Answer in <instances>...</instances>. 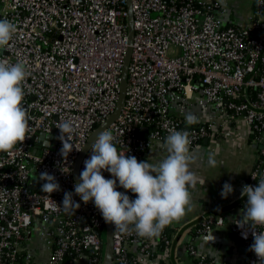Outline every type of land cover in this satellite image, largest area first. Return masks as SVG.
Returning a JSON list of instances; mask_svg holds the SVG:
<instances>
[{"label":"built area","instance_id":"1","mask_svg":"<svg viewBox=\"0 0 264 264\" xmlns=\"http://www.w3.org/2000/svg\"><path fill=\"white\" fill-rule=\"evenodd\" d=\"M223 2L132 0L135 34L126 100L105 130L119 141L118 149L139 158L156 142L165 143L170 130H187L196 147L217 125L243 123L260 146L247 181L256 186L264 178V3L255 0L248 24L236 26L221 17ZM4 17L16 22L18 31L0 59L23 62L31 72L25 107L33 131L13 151L0 152V264H35L28 243L36 223L51 249L49 264H73L85 257L89 264H104L107 229L98 208L74 195L80 204L74 214L62 202L65 192L74 193L81 150L119 100L129 46L127 0H0ZM193 106L211 110V116L187 125L184 116ZM61 119L78 127L67 159L60 153L62 141L52 146L45 136L60 131ZM89 156L90 149L80 173ZM45 171L56 177L60 191H42L46 181L40 173ZM103 175L113 178L107 171ZM117 190L135 199L130 190ZM245 203L246 197L242 209ZM213 211H204L185 230L205 234L228 225L247 249L244 264H259L249 250L251 232L239 228L233 222L237 218L228 221L223 212ZM112 226V264H141L163 248L170 251L175 241L166 228L149 239ZM188 252L196 264H216L193 244Z\"/></svg>","mask_w":264,"mask_h":264},{"label":"clouds","instance_id":"2","mask_svg":"<svg viewBox=\"0 0 264 264\" xmlns=\"http://www.w3.org/2000/svg\"><path fill=\"white\" fill-rule=\"evenodd\" d=\"M259 2L264 3V0ZM17 31L16 22L7 17L0 18V50L7 48ZM30 75L25 63L0 59V152H11L17 144H23L32 136V116L25 107V98L30 94V90L26 91ZM185 120L191 125L198 118L188 113ZM56 127L63 143L60 153L67 159L73 151L71 139L78 134V127L70 119L59 120ZM117 143L119 141L111 131L98 132L91 142L85 167L74 184V193H64L62 206L65 211L75 214L80 207L73 198L77 195L85 204L94 202L104 220L114 225L115 231L122 234L135 232L149 239L159 237L167 226L180 222L192 210L190 190L200 182V177L191 170L195 156L190 133L170 130L165 141L168 155L158 163L126 155L118 149ZM207 160L209 166H217L214 153L208 152ZM104 171L111 173L113 178H105ZM252 177L257 179L256 175ZM40 179L46 181L42 185L43 192L50 195L61 190L53 174L41 172ZM258 181L256 186L243 185L241 197H246V203L239 218L233 222L251 232L254 242L249 250L256 254L259 264H264V178ZM118 186L130 190L135 199L127 191H118ZM233 191V185L225 182L221 196L226 199ZM243 235L246 239L247 231Z\"/></svg>","mask_w":264,"mask_h":264},{"label":"crops","instance_id":"3","mask_svg":"<svg viewBox=\"0 0 264 264\" xmlns=\"http://www.w3.org/2000/svg\"><path fill=\"white\" fill-rule=\"evenodd\" d=\"M254 1L224 0L223 7L226 8V12L222 13L221 17L225 24L246 26L252 16ZM2 53L3 50H0V55ZM188 113L194 114L198 120L211 116V110L199 106H193L186 112ZM205 140L196 147L191 146L195 156L191 170L200 177V182L190 190L192 210L180 222H174L168 226L174 230L175 241L172 249L169 251L163 248L155 257L141 264H196L195 258L188 252L189 244H193L198 251L214 260L216 264H244L247 249L240 239L231 234L228 225L216 226L212 231L197 236H193L185 228L204 211L209 210L223 212L228 221L239 218L242 206L238 204L243 199L242 187L247 184L260 146L252 141L249 128L240 122L217 125L208 142ZM208 152L215 154L216 167L209 166ZM167 155L166 143L156 142L138 160L158 163ZM225 182L231 183L234 188L226 199L221 196ZM39 233V228L34 226L31 230L28 249L35 254V264H49L51 249ZM73 264L89 263L85 257Z\"/></svg>","mask_w":264,"mask_h":264},{"label":"water","instance_id":"4","mask_svg":"<svg viewBox=\"0 0 264 264\" xmlns=\"http://www.w3.org/2000/svg\"><path fill=\"white\" fill-rule=\"evenodd\" d=\"M127 7H128V32H129V46L127 48V54L125 58V64L123 67V72H122V80H121V85H120V95H119V100L116 106L115 111L113 114L109 117V119L101 124L89 137L86 145L83 147L81 150L76 163L74 167V179L76 182H78V177L80 174V166L82 163V160L86 153L90 149V145L92 140L95 139L96 135L98 134L99 131L105 130L111 123H113L120 112L122 111L125 100H126V89H127V77H128V65L131 61V56H132V51H133V42H134V34H135V29H134V13H133V8H132V0H127ZM60 131H56L55 134L51 135H45L48 139L53 140L52 146H54L59 138ZM41 137H44L42 135ZM209 139H206L205 142H208ZM40 145H51L50 142H45L43 140L38 141ZM94 204V202H92ZM99 211V209H98ZM99 214L102 216V214L99 211ZM103 217V216H102ZM104 219V218H103ZM105 221V220H104ZM106 224V247H105V254H104V264H112L113 261V253H114V234H113V226L112 224H109L105 221Z\"/></svg>","mask_w":264,"mask_h":264},{"label":"trees","instance_id":"5","mask_svg":"<svg viewBox=\"0 0 264 264\" xmlns=\"http://www.w3.org/2000/svg\"><path fill=\"white\" fill-rule=\"evenodd\" d=\"M242 202H243V199H241V201L239 202V204H238V205H241V204H242ZM166 229H167L168 231L170 230V231H171V233H173V231H174V230H173V228H170V227H168V226L166 227ZM191 234H192L193 236H197V235H198V233H197V232H195V231H193V230L191 231ZM68 261H69V260H67V262H68ZM68 263H69V262H68Z\"/></svg>","mask_w":264,"mask_h":264},{"label":"rangeland","instance_id":"6","mask_svg":"<svg viewBox=\"0 0 264 264\" xmlns=\"http://www.w3.org/2000/svg\"><path fill=\"white\" fill-rule=\"evenodd\" d=\"M173 51H175V50H173ZM39 226H40V223H36L35 228H39ZM104 236L106 238V234Z\"/></svg>","mask_w":264,"mask_h":264}]
</instances>
